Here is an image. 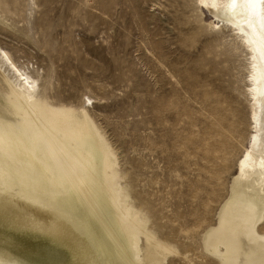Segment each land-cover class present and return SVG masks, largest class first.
Listing matches in <instances>:
<instances>
[{
    "label": "rangeland",
    "instance_id": "374dc122",
    "mask_svg": "<svg viewBox=\"0 0 264 264\" xmlns=\"http://www.w3.org/2000/svg\"><path fill=\"white\" fill-rule=\"evenodd\" d=\"M202 9L197 0H0V46L38 70L50 103L94 100L85 106L135 205L191 264L202 261L200 232L230 180L211 183L202 159L214 108L235 106L242 145L249 134L244 54Z\"/></svg>",
    "mask_w": 264,
    "mask_h": 264
},
{
    "label": "bare ground",
    "instance_id": "6f19581e",
    "mask_svg": "<svg viewBox=\"0 0 264 264\" xmlns=\"http://www.w3.org/2000/svg\"><path fill=\"white\" fill-rule=\"evenodd\" d=\"M197 3L210 15L205 24L226 31L244 54L249 105L245 145L235 106L215 107L203 138L210 182L230 180L200 232V264H264V2ZM28 65L0 46V264L188 259L135 205L113 146L85 106L92 99L80 107L50 103Z\"/></svg>",
    "mask_w": 264,
    "mask_h": 264
},
{
    "label": "snow or ice",
    "instance_id": "6c2138e0",
    "mask_svg": "<svg viewBox=\"0 0 264 264\" xmlns=\"http://www.w3.org/2000/svg\"><path fill=\"white\" fill-rule=\"evenodd\" d=\"M246 2L255 4V3H259V2H264V0H246Z\"/></svg>",
    "mask_w": 264,
    "mask_h": 264
}]
</instances>
